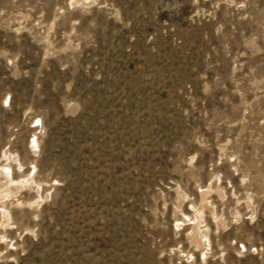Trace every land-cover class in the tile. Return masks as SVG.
I'll return each instance as SVG.
<instances>
[{
  "label": "rangeland",
  "instance_id": "374dc122",
  "mask_svg": "<svg viewBox=\"0 0 264 264\" xmlns=\"http://www.w3.org/2000/svg\"><path fill=\"white\" fill-rule=\"evenodd\" d=\"M0 264H264V0H0Z\"/></svg>",
  "mask_w": 264,
  "mask_h": 264
}]
</instances>
